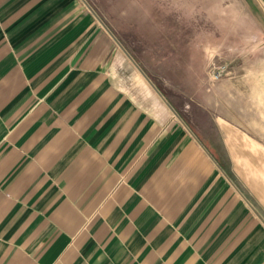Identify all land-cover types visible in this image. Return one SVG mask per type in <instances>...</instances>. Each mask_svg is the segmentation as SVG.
Wrapping results in <instances>:
<instances>
[{
  "label": "crops",
  "instance_id": "crops-1",
  "mask_svg": "<svg viewBox=\"0 0 264 264\" xmlns=\"http://www.w3.org/2000/svg\"><path fill=\"white\" fill-rule=\"evenodd\" d=\"M120 49L82 0H0V264H264L230 151Z\"/></svg>",
  "mask_w": 264,
  "mask_h": 264
},
{
  "label": "rangeland",
  "instance_id": "rangeland-1",
  "mask_svg": "<svg viewBox=\"0 0 264 264\" xmlns=\"http://www.w3.org/2000/svg\"><path fill=\"white\" fill-rule=\"evenodd\" d=\"M82 1L115 36L126 66L136 62L193 130L230 151L244 192L264 219V188L253 179L264 181V11L258 3ZM237 133L247 142L242 159ZM253 147L263 155L259 163L251 160Z\"/></svg>",
  "mask_w": 264,
  "mask_h": 264
}]
</instances>
